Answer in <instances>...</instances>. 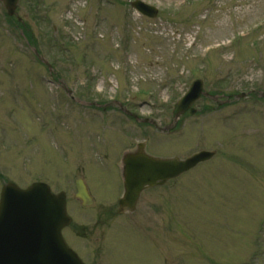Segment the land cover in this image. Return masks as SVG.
Wrapping results in <instances>:
<instances>
[{"label": "rangeland", "instance_id": "1", "mask_svg": "<svg viewBox=\"0 0 264 264\" xmlns=\"http://www.w3.org/2000/svg\"><path fill=\"white\" fill-rule=\"evenodd\" d=\"M132 1L19 0L51 71L0 3V190L43 181L64 191L75 226L63 235L86 264H264V0H142L159 9L156 19ZM50 72L60 80H45ZM199 78L212 97L175 119ZM117 102L159 129L171 125L168 135L149 129L151 153L217 152L145 193L127 217L112 215L119 159L144 133ZM79 178L94 199L88 208L75 197Z\"/></svg>", "mask_w": 264, "mask_h": 264}, {"label": "water", "instance_id": "2", "mask_svg": "<svg viewBox=\"0 0 264 264\" xmlns=\"http://www.w3.org/2000/svg\"><path fill=\"white\" fill-rule=\"evenodd\" d=\"M2 1L8 14H13L17 0ZM133 5L141 13L155 16V9L140 2ZM200 91V84L195 83L179 102L177 113L186 111ZM213 155V152H200L186 160L154 158L141 150L127 155L124 195L119 200L118 212L134 210L144 189L163 185ZM77 196L84 204L90 203L80 182ZM69 223L63 194L52 195L43 183H34L25 190L13 184L4 186L0 197V264H83L61 236L62 228Z\"/></svg>", "mask_w": 264, "mask_h": 264}, {"label": "flooded vegetation", "instance_id": "3", "mask_svg": "<svg viewBox=\"0 0 264 264\" xmlns=\"http://www.w3.org/2000/svg\"><path fill=\"white\" fill-rule=\"evenodd\" d=\"M75 237V236H74ZM73 244L75 245V239L73 240Z\"/></svg>", "mask_w": 264, "mask_h": 264}]
</instances>
